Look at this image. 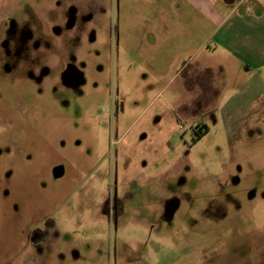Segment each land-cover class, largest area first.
Returning <instances> with one entry per match:
<instances>
[{
    "label": "rangeland",
    "instance_id": "1",
    "mask_svg": "<svg viewBox=\"0 0 264 264\" xmlns=\"http://www.w3.org/2000/svg\"><path fill=\"white\" fill-rule=\"evenodd\" d=\"M157 1L0 0V264H264V0L177 65Z\"/></svg>",
    "mask_w": 264,
    "mask_h": 264
},
{
    "label": "crops",
    "instance_id": "2",
    "mask_svg": "<svg viewBox=\"0 0 264 264\" xmlns=\"http://www.w3.org/2000/svg\"><path fill=\"white\" fill-rule=\"evenodd\" d=\"M242 5L240 0H158L155 6L157 7L156 20H159V25L156 24L154 42L160 43L159 56L163 58L166 55L168 58L174 56L173 62L176 65L179 61L187 63L195 54L196 47L201 49L208 46L219 33L224 37L222 31H229L238 24L232 17ZM193 50L194 52L190 53ZM187 56L191 57L186 60ZM261 56L264 57L263 52ZM242 65L245 66L244 61H242ZM217 66L220 64L205 58L199 61V67L195 71L185 76L183 74L185 83L190 82L191 85H194L191 88L198 86L201 89L199 93L193 91L191 95L188 94L184 102L192 104L194 99L199 102L206 99L204 90L206 86L202 84L206 74L203 72L213 70ZM261 81H263L262 77H259L258 74H252L246 80L245 89H240L234 94L233 97L237 99L238 105L234 114L235 118H243V114H248L254 106L259 104L258 102L263 95ZM200 129L202 132L205 127H200Z\"/></svg>",
    "mask_w": 264,
    "mask_h": 264
},
{
    "label": "flooded vegetation",
    "instance_id": "3",
    "mask_svg": "<svg viewBox=\"0 0 264 264\" xmlns=\"http://www.w3.org/2000/svg\"><path fill=\"white\" fill-rule=\"evenodd\" d=\"M73 73V71H70ZM117 205L114 203L112 204L111 210L113 211V213L116 211Z\"/></svg>",
    "mask_w": 264,
    "mask_h": 264
},
{
    "label": "trees",
    "instance_id": "4",
    "mask_svg": "<svg viewBox=\"0 0 264 264\" xmlns=\"http://www.w3.org/2000/svg\"><path fill=\"white\" fill-rule=\"evenodd\" d=\"M200 129V128H199ZM202 129H200V131H201Z\"/></svg>",
    "mask_w": 264,
    "mask_h": 264
}]
</instances>
